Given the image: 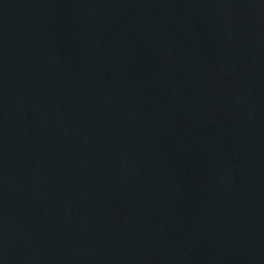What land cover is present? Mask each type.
Segmentation results:
<instances>
[{
  "label": "water",
  "instance_id": "obj_1",
  "mask_svg": "<svg viewBox=\"0 0 264 264\" xmlns=\"http://www.w3.org/2000/svg\"><path fill=\"white\" fill-rule=\"evenodd\" d=\"M0 264H264V0H0Z\"/></svg>",
  "mask_w": 264,
  "mask_h": 264
}]
</instances>
